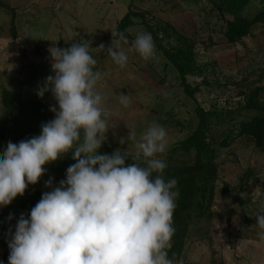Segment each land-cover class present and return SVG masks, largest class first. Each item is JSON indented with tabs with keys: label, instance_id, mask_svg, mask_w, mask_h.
I'll return each mask as SVG.
<instances>
[{
	"label": "rangeland",
	"instance_id": "obj_1",
	"mask_svg": "<svg viewBox=\"0 0 264 264\" xmlns=\"http://www.w3.org/2000/svg\"><path fill=\"white\" fill-rule=\"evenodd\" d=\"M227 1L0 0V118L4 90L22 92L27 101L55 106L50 92L42 98L37 96L46 77L53 75L49 49L86 41L93 50L101 44L106 50L113 39L111 32H116L119 22L132 11L138 17L125 32L129 41L125 48L131 46L138 32L147 31L145 19L169 58L155 45L156 58L145 61L135 51H128V62L121 68L106 52L91 51L97 62L94 71L103 74L97 90L110 112L104 144L136 154L141 132L156 122L168 134V149L160 156L166 165L192 163L194 154L174 149L197 129L198 108L206 112L238 110L244 106L245 94L257 88L264 99V28L256 26L242 42L228 44L218 10ZM263 9L264 0H249L243 15L253 18ZM13 13L16 37L10 25ZM226 17L230 18L228 14ZM194 67L196 73L186 75L187 83L199 89L192 98L185 94L181 76ZM121 94L129 96L128 107L119 103ZM215 128L219 136L227 131L224 125ZM129 130L136 133L132 141H127ZM121 138H125L124 144L119 143ZM6 146L0 143V159ZM215 164L210 211L200 209L204 202L199 198L182 256L173 262L264 264V239L260 237L264 230L256 225V216L264 206V149L256 148L247 138H238L228 148L217 149ZM246 174L249 181L244 184ZM50 178L53 186H58L46 169L22 197L0 208L2 264H8L10 232L22 214L27 217L30 213L19 203L50 191L44 186Z\"/></svg>",
	"mask_w": 264,
	"mask_h": 264
},
{
	"label": "clouds",
	"instance_id": "obj_2",
	"mask_svg": "<svg viewBox=\"0 0 264 264\" xmlns=\"http://www.w3.org/2000/svg\"><path fill=\"white\" fill-rule=\"evenodd\" d=\"M111 34L106 50L103 44L93 50L86 41L49 49L53 75L46 77L37 96L51 93L54 118L41 124L39 135L7 143L0 159V208L36 185L47 165L69 153L75 163L58 186L51 178L46 181L50 191L27 217L20 216L7 241L8 264H174L168 249L178 191L177 180L163 176L167 165L160 156L168 149L166 129L152 122L141 132L135 144L138 163L126 164L127 153L119 149L98 154L110 130V112L97 90L103 74L94 71L97 62L91 51L106 52L121 68L128 51L145 61L157 56L147 31L138 32L127 49L123 32ZM118 99L128 107V95ZM135 137L129 130L127 141ZM256 222L264 230V206ZM260 237L264 239V231Z\"/></svg>",
	"mask_w": 264,
	"mask_h": 264
},
{
	"label": "trees",
	"instance_id": "obj_3",
	"mask_svg": "<svg viewBox=\"0 0 264 264\" xmlns=\"http://www.w3.org/2000/svg\"><path fill=\"white\" fill-rule=\"evenodd\" d=\"M249 0H228L224 7L219 6V14L224 22V38L228 44L235 45L248 38L254 27L264 28V9L253 18L243 15ZM12 10V9H11ZM14 12V11H13ZM229 15L230 18L226 17ZM138 17L129 11L119 22L116 32H125L133 25V18ZM15 15L13 13L11 21L12 36L16 37ZM146 30L152 35L157 48L169 58L167 50L157 40L153 29L143 19ZM197 67L182 74V85L184 92L189 97H194L199 89L192 88L186 80L187 74L196 73ZM261 89L257 88L245 94L244 106L238 110H214L206 112L198 108L197 117L199 119L197 129L174 149L181 150L186 154H194L192 163L180 165H169L163 172L164 179L175 178L177 180L176 207L173 214L172 223L175 228L172 237V246L168 250L169 258L179 261L183 246L193 220V210L198 206V199L204 202L199 204L200 209L206 208L210 211L213 198V184L216 180V164L218 148H228L231 143L238 138L251 140L258 149H264V99L260 96ZM2 105L4 112L0 118V143L7 144L9 141L18 143L21 140L39 135L41 124L54 118L50 111V106L40 100H25L22 92L4 90L2 93ZM216 125H224L227 131L222 136L214 132ZM115 150L109 144H104L99 154H112ZM127 153V152H126ZM3 155L1 156L2 159ZM134 153H127V163H138L134 159ZM75 163L71 153L47 165L48 174L59 183L65 179L67 168ZM249 181V174H246L242 182ZM44 192L37 193L36 197L26 199L19 203L20 208L31 210L40 200ZM205 206V207H204Z\"/></svg>",
	"mask_w": 264,
	"mask_h": 264
}]
</instances>
